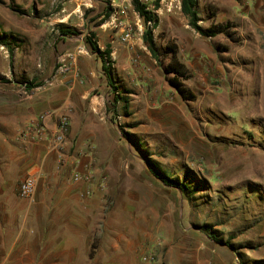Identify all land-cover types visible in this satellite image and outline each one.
Listing matches in <instances>:
<instances>
[{"label": "rangeland", "instance_id": "obj_1", "mask_svg": "<svg viewBox=\"0 0 264 264\" xmlns=\"http://www.w3.org/2000/svg\"><path fill=\"white\" fill-rule=\"evenodd\" d=\"M141 1L159 17L156 55L144 40L153 21L133 0H0V77L9 81L0 90L34 103L24 135L47 142L69 184H84L87 203L103 208L104 237L118 227L130 239L122 250L136 249L141 264H264V0H198L206 34L189 24L182 0ZM67 27L78 33L63 35ZM90 39L112 51L105 61L117 89ZM173 47L194 99L170 83ZM65 78L78 89L69 93ZM74 110L79 133L68 145ZM62 115L69 126L59 140ZM148 156L190 190L156 178Z\"/></svg>", "mask_w": 264, "mask_h": 264}, {"label": "crops", "instance_id": "obj_2", "mask_svg": "<svg viewBox=\"0 0 264 264\" xmlns=\"http://www.w3.org/2000/svg\"><path fill=\"white\" fill-rule=\"evenodd\" d=\"M62 82L69 93L78 89L75 78ZM76 112L71 113L68 145L79 133ZM36 115L33 102H17L0 90V264H141L136 249L122 250L120 241L130 239L118 227H108L104 237L103 208L87 203L84 184H69L65 169L54 166L56 153L47 142L34 143L24 135ZM44 122L51 129L56 125L52 116ZM27 174L36 175L37 190L25 200L18 188Z\"/></svg>", "mask_w": 264, "mask_h": 264}, {"label": "trees", "instance_id": "obj_3", "mask_svg": "<svg viewBox=\"0 0 264 264\" xmlns=\"http://www.w3.org/2000/svg\"><path fill=\"white\" fill-rule=\"evenodd\" d=\"M182 10L184 12V14L189 18V24L195 28L196 30H198L200 33L202 34H206L205 31L203 30L202 26L200 25V17H199V13H198V0H182ZM133 4L135 6V8L140 12V14L145 18L146 22L148 21H153V26L152 27H147L145 32H144V40L147 44V46L150 48V50L152 51L153 54H157L158 51V47L155 41V36H154V29L157 28V26L159 25V17L158 15L146 10V5L144 3H142L141 0H133ZM110 16V13H106L105 18H108ZM61 32L63 35H73V34H77L78 32L71 29V28H62ZM89 43L91 45V48L93 50V52H98V54L101 56L102 59V66H103V72L106 75L107 79H108V83L110 86H112L114 89L118 88V86L116 85V81L114 79L113 73H112V69L110 67L109 64H107V62L105 61V57L106 55H110L111 54V50H106L105 53L103 51H101L100 46L98 45L97 42L93 41V39L89 40ZM173 57L171 58V61L169 63V67L170 69L174 72V75L169 79L170 83L172 84L173 87L176 88V90L181 94V96L185 99L191 100L194 99L195 95L193 92L189 91V89L184 85L182 79L180 77H184L187 76L185 75V71L182 67V65L179 63L176 55V49L173 47ZM0 82L3 83H7L9 82L7 79L0 77ZM42 84V81H32L31 83H29L28 85H26V87L28 89H32L36 86H40ZM117 94H120V92H118ZM120 96L116 97V103L119 101ZM125 100V99H124ZM125 135L129 138H131L130 134L128 132H124ZM146 163L147 166L150 170V172L159 180H161L165 185L170 186V187H174V188H178L180 190H182V192H187L188 190H190V186L189 183L185 180H181L179 178H175L172 177L171 175L165 173L164 171H162L159 166L158 163L152 159V157H146ZM204 230H206L208 233L210 232V226L208 225H203L202 226ZM212 238H214L216 241H218L219 243H225V244H229L230 246L234 247L229 241L228 242H224L222 239H219L218 237L212 235Z\"/></svg>", "mask_w": 264, "mask_h": 264}, {"label": "built area", "instance_id": "obj_4", "mask_svg": "<svg viewBox=\"0 0 264 264\" xmlns=\"http://www.w3.org/2000/svg\"><path fill=\"white\" fill-rule=\"evenodd\" d=\"M124 11V10H123ZM116 28L119 30V34L121 39L125 42H131L133 40V29L132 27L125 25L123 20H120L118 23L115 24ZM69 68L66 67L65 70ZM69 126V117L68 115H62L59 120V124L57 126V139H62L64 133L66 132ZM30 136L31 134L28 133ZM37 190V180L33 174H27L24 179L19 184L18 193L22 198H30L33 197Z\"/></svg>", "mask_w": 264, "mask_h": 264}, {"label": "bare ground", "instance_id": "obj_5", "mask_svg": "<svg viewBox=\"0 0 264 264\" xmlns=\"http://www.w3.org/2000/svg\"><path fill=\"white\" fill-rule=\"evenodd\" d=\"M250 109V108H249ZM250 111V110H249Z\"/></svg>", "mask_w": 264, "mask_h": 264}]
</instances>
